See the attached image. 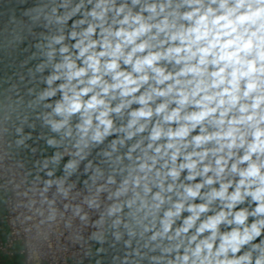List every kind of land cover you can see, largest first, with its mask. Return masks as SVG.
Wrapping results in <instances>:
<instances>
[{"label": "clouds", "instance_id": "clouds-1", "mask_svg": "<svg viewBox=\"0 0 264 264\" xmlns=\"http://www.w3.org/2000/svg\"><path fill=\"white\" fill-rule=\"evenodd\" d=\"M24 14L0 41L29 53L0 89V165L34 156V134L54 151L33 162L23 219L39 232L71 212L98 253L108 236L123 246L118 264H264V0H40Z\"/></svg>", "mask_w": 264, "mask_h": 264}, {"label": "built area", "instance_id": "built-area-1", "mask_svg": "<svg viewBox=\"0 0 264 264\" xmlns=\"http://www.w3.org/2000/svg\"><path fill=\"white\" fill-rule=\"evenodd\" d=\"M16 161L21 160L12 155L0 165V193L4 199L7 226V233L0 241V251L12 255L17 244L23 264H89L91 241H87V237L96 229L86 226L69 212L63 220L42 225L38 232L34 220L25 221L20 215L23 209L18 205L26 197L19 193L30 184L39 185L40 181L30 178L25 165L19 168ZM21 180H26V183L20 184ZM16 184L20 187L17 188ZM91 215L94 220L95 214ZM69 222L70 226L66 227Z\"/></svg>", "mask_w": 264, "mask_h": 264}, {"label": "crops", "instance_id": "crops-1", "mask_svg": "<svg viewBox=\"0 0 264 264\" xmlns=\"http://www.w3.org/2000/svg\"><path fill=\"white\" fill-rule=\"evenodd\" d=\"M40 0H0V41L4 39V36L8 34L12 29L16 31L27 30V26L31 24V20L26 16L25 10L38 4ZM40 31L39 28L35 29V33ZM35 33L32 39H35ZM23 46H21L22 48ZM29 53L21 54L18 51L8 54L4 51H0V89L7 87L3 83V80L7 76H12L13 72L16 71L15 64L19 60L24 59ZM35 63V61H33ZM37 131H44L39 128V122H37ZM36 149V153L33 156L31 152L25 151L18 155L13 153V157L23 161L27 171H32L30 178H35V170L33 169V162L35 160H41L45 156H51L54 149L46 148L43 140L36 142V136L33 135V140L29 141ZM60 170L57 171V175H61ZM43 177V173H40ZM73 180L76 177L72 178ZM82 179V178H81ZM4 199L0 193V241H2L7 233V226L4 220ZM108 242L103 245L104 251L98 253L97 249L102 246L98 243L91 241V248L89 251V264H118V260H114V257L123 255V246L117 245L115 248L111 247V236L107 237ZM18 245H14L13 254L9 255L3 251H0V264H23L22 256L18 253ZM44 264V263H41Z\"/></svg>", "mask_w": 264, "mask_h": 264}]
</instances>
